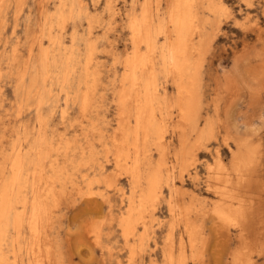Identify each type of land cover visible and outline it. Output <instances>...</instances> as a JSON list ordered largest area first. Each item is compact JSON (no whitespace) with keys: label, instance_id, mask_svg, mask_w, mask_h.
Returning <instances> with one entry per match:
<instances>
[{"label":"bare ground","instance_id":"obj_1","mask_svg":"<svg viewBox=\"0 0 264 264\" xmlns=\"http://www.w3.org/2000/svg\"><path fill=\"white\" fill-rule=\"evenodd\" d=\"M130 1L133 3L131 12L127 14L130 49L125 54L121 63L122 71L118 77L117 85L116 87L114 86V90L113 88L110 90H113L112 100L114 103L113 112L115 120L113 135L110 138V143L114 147L112 157L115 165L123 168L127 173L130 191L125 196L122 188L118 186V181L116 179L107 182L104 180V184L118 191L121 196V201L125 204V209L119 214L116 221L120 227L121 235L124 240L127 242L131 239L132 241L136 240V244H133L131 247L133 248L135 246H140L143 242L145 235L143 232L137 234L136 231L139 226L143 228V231L146 230L147 219L150 218L151 213L154 210V204H157L156 200L162 194V184L164 183L166 188L168 187L170 190L169 187L172 178L170 174L171 169L166 166V163L162 158L165 137L163 128L166 111L170 110L171 107L174 108L176 114V126L181 134H184L181 139L179 150L174 154L175 160H177V162L180 160L179 162L182 166L186 165L184 158L190 152L188 151L189 146L187 147V137L185 132L189 130L188 132L190 133H197L195 143H200L201 140L206 139L209 134H211V123L209 122L211 119L210 117L209 120L204 121L202 127L199 126L200 110L203 106V94H201L199 89L198 69L200 60L206 49L205 39L203 37L205 32L204 23H206V20H204L205 18L203 19V17L201 19L200 10L201 7H205L208 14H215L216 11L223 7H221L222 4L220 2L223 0H164L165 6L163 11L160 6V0H141L137 6L136 4L139 0ZM81 2H83V0ZM81 2L80 0H58L53 9L42 11V16L39 17L40 33L38 39L36 35L37 45H39L38 50L34 54L33 50L29 49V53L27 52V62L25 65L22 64V71L15 73L17 77L11 73L16 77V88L14 89V93L16 92L18 98L17 112L20 114L25 107L28 109L31 108L35 114V119L33 120L35 123L32 126L35 129L33 130V133V131L30 132L27 130L26 125H22L20 133L18 136L14 137L11 142L9 152L3 155L2 165H0V264H18L19 260V264H63L61 253L57 248L58 245L55 244V238L52 236L54 234L51 233L50 230V227L52 226L51 222L55 216L54 214L59 209V206L61 207L60 201L62 198H66L67 191L75 189L78 184L80 185V181L83 182L85 194L88 196L93 195L95 189L99 188L101 183L103 184L101 181V178H104V176L101 175L103 172V166L101 165V162H96L94 143L96 141L103 142L105 138L104 136L107 134H102V128L98 127L99 123L97 124L94 118L95 114L99 113L96 110L97 106L94 101L96 100V98L94 99V94L98 82V72L94 70V43L91 39L92 37H90V31L87 32L86 38H82L74 29L76 21L79 20L80 17H85L87 21H89L86 9L81 6ZM244 2H247V0H244ZM24 3L25 0H0L1 32H3L2 28H5L6 26L7 14L9 11L13 8L11 15L16 17ZM226 14L230 13H227L226 11ZM69 25L72 29L71 32H69V36L66 35L68 36V41L66 40L67 43L64 39V31ZM88 27L89 26H87V29ZM102 31L103 30L101 29L100 34H102ZM206 33L205 35H207ZM106 34L104 35L106 36ZM1 37L2 36H0V38ZM207 37L209 36L207 35ZM43 38L46 43H43ZM158 38H161L162 40L160 41ZM78 41L85 45V51L82 52V54H80L75 47V45L79 44ZM4 44L5 43L2 45ZM44 44L45 47H43ZM64 45L67 46L64 47ZM112 49H114V47ZM112 49H110V51H112ZM11 50L13 49H10V51ZM15 58L16 56L13 53L7 58L6 63L10 62V64L12 63L13 65ZM23 59H25V57ZM15 66H18V64ZM101 66L102 64L100 67ZM16 68L17 67L14 69ZM9 70L11 71L10 66ZM7 74L8 73H6V75ZM105 78L108 79V77ZM160 78L165 79V81L169 80L173 84V94H171V92L170 94L166 92V87ZM100 82L102 83V80ZM52 87H56L59 91L64 93L63 96L65 99H63L65 101L70 99L72 104H75V111H77L81 118V136L78 137L75 135L73 137H67L64 132L55 134L54 131L48 133V118L51 115L50 112H52L51 107H54L51 103L52 100H50V97H52ZM97 102L100 101L98 100ZM98 106L102 105L100 104ZM67 107H63L59 111V118L63 124H70V118L67 116L69 113L66 111ZM17 119L19 118L17 117ZM108 122L107 125L109 124ZM70 128L69 130H72ZM149 144L153 145L159 155V158L155 163H153V160L150 158L151 152L149 153ZM103 145H106V143H103ZM94 164L97 165L94 166ZM89 173H92V175ZM186 175H188V173H186ZM69 187L70 189L67 190ZM225 188L226 187H223L222 189ZM230 193L232 192H229L228 190L219 192L220 200H218L220 202L213 206V212L219 220H226V224L228 220L236 221L239 225L241 224L240 231L251 230L250 226H254L252 223H249L250 221L248 219L251 220V218L243 213L241 203H234L231 201L232 196H230ZM99 195L102 199L109 198L106 197L107 195L105 192H100ZM165 199L169 210V212L168 210L167 212L173 216L176 211L177 214H179L180 211L173 203L171 192ZM106 201H108V199ZM110 203L108 204L109 223L115 219L113 218ZM198 204L200 205L199 202ZM189 211V207L186 206L184 209V217L186 223H188V238L190 244L193 246L196 233L192 226V218L190 217V214L187 213ZM52 228H54V225ZM100 229V225L95 224L91 228L94 237L98 241L101 240ZM165 240H167V238L163 241ZM101 243L103 244V242ZM101 247H104V244L101 245ZM164 248H166V246H164ZM137 249L140 248L137 247ZM162 252L160 255H162ZM260 259H262V257ZM173 261L174 257L168 253V255H166L165 264H173ZM231 263L256 264L253 258L242 248L235 249L232 253Z\"/></svg>","mask_w":264,"mask_h":264},{"label":"rangeland","instance_id":"obj_2","mask_svg":"<svg viewBox=\"0 0 264 264\" xmlns=\"http://www.w3.org/2000/svg\"><path fill=\"white\" fill-rule=\"evenodd\" d=\"M57 2L58 0H25L22 9L16 17L11 15L13 8L9 11L6 26L2 28L3 32L0 31V36H2L0 38V68L3 70L0 69V100L2 101H0V139L2 138L0 141V151L3 152H0V165H2L3 155L9 152L11 142L20 133L22 125H26L27 130L30 132L35 129L32 127L35 123L33 121L35 114L31 108L28 109L25 107L20 114L17 112L18 98L16 92L14 93L17 77L15 73L22 71V66L25 65L28 59L29 49L33 50L34 54L38 50L39 45H37V39L40 33L39 17L42 16V11L53 9ZM140 2L141 0L137 2L136 6ZM220 2L223 9L220 8L215 14H208L205 7H201L200 10L201 19L203 17L206 20L203 35L206 49L200 60L199 69L201 70L198 69L199 89L201 94H203V106L200 110L199 126L202 127L204 121L211 118L209 121L212 124H210L211 134L206 139L201 140L200 143H195L197 133L191 132V134L188 132L189 130L185 132L187 147L189 146L188 151L190 152L184 158L186 165L182 166L179 162L180 160L178 162L175 160L174 154L179 150L184 134H181L176 126L174 108L171 107L170 110L166 111L163 128L165 137L162 158L166 166L171 169L170 174L172 178L169 187L170 190L168 187L166 188L164 183L162 184V194L156 200L157 204H154V210L150 218L147 219L146 230L143 231V228L139 226L136 231L137 234L143 232L145 235L141 244L142 247L140 245L133 248L131 247L133 244H136V240L132 241L131 239L129 242L124 240L116 221L119 214L125 209V204L121 201V196L118 191L104 184L105 181H113L116 179L118 186L122 188L125 196L130 191L127 173L123 168L116 166L114 163L112 157L114 147L110 143V138L113 135V129L115 127L112 94L122 71L121 63L125 54L130 49L127 14L131 12L133 3L130 0H83L81 2V6L86 9L89 21L85 17H80L76 21L74 29L82 38H86L87 32L90 31V37H92L91 39L94 43L93 55H96L93 56L95 60L94 70L98 72V82L95 91V94H97L96 96L94 94V99L96 98L94 101L97 106V112L101 113L95 114L94 118L96 123H99L98 127L102 128V134L107 135L104 136L103 142L96 141L94 143L96 162H101L103 166V172L101 173L104 176L103 179L101 178L103 184L101 183L100 187L95 189L93 195L88 196L85 194L83 182L80 181V185L78 184L75 189L67 191L66 198L61 199L60 210H57L51 222L54 228L51 226L50 230L54 234L52 236L55 238V244L58 245L57 248L61 253L63 264H117V262L118 264H165L168 253L174 257L173 264H232V253L238 248L246 251L256 264H264V0H247V2H244V0H223ZM160 6L163 11L165 6L164 0H160ZM226 11L230 14H226ZM87 26H89L88 29ZM71 29L70 25L65 29V41L68 39ZM101 29L103 30L102 34H100ZM158 40L161 41L162 39L158 38ZM42 41L46 43L44 38ZM3 43L5 44L2 45ZM66 46L64 45V47ZM43 47H45V44ZM75 47L80 54L85 51V45L81 42L75 45ZM113 47L114 49H112ZM10 49L13 50L10 51ZM13 53L16 56L15 60H18L17 63L15 60L13 61V65L10 62L6 63L7 58ZM24 57L25 59H23ZM14 64H18V66ZM101 64L102 66L100 67ZM9 66L11 71L9 70ZM15 67L17 68L14 69ZM6 73L8 74L6 75ZM11 73L16 75V77ZM105 77H108V79ZM100 79L103 84L100 82ZM162 82L166 87V92L173 94V84L169 80L165 81V79H162ZM52 88V97H50V100H52L51 103L54 107H51L52 112H50L51 115L49 117L52 120L48 118V133L54 131L55 134L64 132L67 137H73L75 135L78 137L81 136V118L77 111H75V104H72L70 99L65 101L64 93L56 87ZM112 88L113 90L110 91ZM2 96L7 97L3 98ZM98 100L100 102H97ZM100 104L102 106H98ZM60 105L64 108L68 106L66 111L69 113L67 116L70 118V124L61 123L59 111L63 107ZM107 122L109 123L108 125ZM69 128L72 130H69ZM103 143H106V145H103ZM149 145V153L151 152L150 158L155 163L159 155L153 145ZM96 165L94 164V166ZM89 174L92 175V173ZM223 187L226 188L222 189ZM69 189L70 187L67 188V190ZM225 190L232 192L230 193L232 202L242 204L241 208L243 213L251 218V220L248 219L250 221L249 223L254 225L253 227L250 226L251 230L240 231L241 224L239 225L233 220H228L226 224V220H219L213 212V206L220 202L219 192ZM169 191L172 193L173 203L180 211V213L178 212L179 214L176 211L174 216L168 213L169 210L165 202V198L170 193ZM100 192H105L106 197H109L107 198L109 202L106 201V198H101L99 195ZM109 203L111 204L113 218H115L110 223L108 221ZM186 206L189 207L190 211L187 213L192 218V226L196 233L193 246L190 244L188 238V223H186L184 217V209ZM94 224L100 225V241L96 240L91 231ZM162 236L164 239L167 238V240L163 241ZM101 242H103L104 247H101L103 245ZM137 247L140 249H137ZM160 251H163L162 255H160ZM160 256L164 257L161 258ZM261 257L262 259H260ZM19 263L20 260L18 261Z\"/></svg>","mask_w":264,"mask_h":264}]
</instances>
